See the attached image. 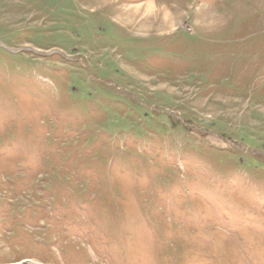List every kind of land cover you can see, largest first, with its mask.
I'll use <instances>...</instances> for the list:
<instances>
[{"label":"rangeland","instance_id":"1","mask_svg":"<svg viewBox=\"0 0 264 264\" xmlns=\"http://www.w3.org/2000/svg\"><path fill=\"white\" fill-rule=\"evenodd\" d=\"M144 1L0 0V264H264V0Z\"/></svg>","mask_w":264,"mask_h":264},{"label":"bare ground","instance_id":"2","mask_svg":"<svg viewBox=\"0 0 264 264\" xmlns=\"http://www.w3.org/2000/svg\"><path fill=\"white\" fill-rule=\"evenodd\" d=\"M145 2V1H144ZM143 2V3H144ZM142 7H144V8H142ZM142 7H139V8H137V13L136 14H139L140 13V11L141 10H143L144 9V11H145V13L144 14H146V12L150 9V10H155L156 8V6H155V1L154 0H146V2L144 3V5L142 6ZM129 13V12H128ZM152 13V12H151ZM151 13H149V14H151ZM143 14V15H144ZM148 14V15H149ZM153 14V13H152ZM153 15H155L154 17L155 18H157V16H160V15H162L164 18H166V19H171L172 20V18H169L170 16H168L166 13H165V11H164V7H161L160 8V10H159V12H157V13H154ZM173 17V16H172ZM145 18V17H144ZM126 19H127V21L128 22H130V23H135V15L133 14V15H131V14H128L127 15V17H126ZM136 22H137V20H136ZM140 22H142L141 20H140ZM139 22V23H140ZM136 24V23H135ZM170 29V28H169ZM14 264H18V263H14Z\"/></svg>","mask_w":264,"mask_h":264}]
</instances>
